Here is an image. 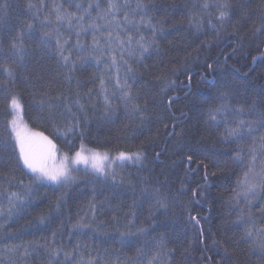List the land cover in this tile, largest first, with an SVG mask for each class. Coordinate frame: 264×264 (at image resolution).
Segmentation results:
<instances>
[{"label":"trees","instance_id":"trees-1","mask_svg":"<svg viewBox=\"0 0 264 264\" xmlns=\"http://www.w3.org/2000/svg\"><path fill=\"white\" fill-rule=\"evenodd\" d=\"M204 2L142 0L148 6L145 20L150 18L156 27L159 49H150L142 62L136 55L124 56L136 74L135 80L129 79L128 83L132 85L133 96L141 97V103L146 92L158 91L161 85L157 77L177 81L176 92L169 95L181 97L173 110L179 109L177 116L180 111L186 113L176 129L177 133L183 130L186 135L182 139L178 136L169 139L165 155L157 160L155 152L166 146L163 123L171 131L172 120L166 118L161 123L153 113L141 124L128 112L116 87L117 76L123 82L126 68L121 67L119 51L113 53L117 57L116 66H112L108 53L95 54L100 63L89 57L88 51L82 54L87 59H77L75 32L63 25L61 31L69 41L65 48L71 50V60L76 62L74 70L69 73L71 64L57 62L54 39L47 52L34 54L44 32L57 27L41 26L46 16L55 20L57 7L80 14L76 5L87 7L89 3H100L103 8L107 0H0V49L9 52L11 43L24 33L23 45L30 53L22 67L12 65L14 77L0 72V156L5 160L0 163V264H48L45 248L61 250L57 257L61 264L77 261L79 264H264V252L258 247L264 240L258 232L264 228V189H258L255 197L245 198L240 184L251 165L252 139L245 134L242 139L224 140L226 124L221 118L223 115L227 126L235 127L241 120L257 119V114L249 111L253 103L258 111H264L261 103L264 34L256 32L258 28L264 30V0H230L234 11L222 27L217 24L219 38L207 27L208 19L217 23L215 18L219 13L214 6L200 7ZM214 2L208 0L209 4ZM130 3L135 8L137 0ZM29 4L35 7L29 8ZM96 11L92 9L93 16ZM135 19L139 20L140 16ZM198 22L204 24L199 31ZM140 32L146 37L152 35L146 25ZM80 40L86 46L91 45V30L82 34ZM201 41L212 46L197 53ZM206 59L213 69H206ZM10 63L0 54V64ZM185 67H190L193 73L190 81L184 74ZM69 75L70 80L66 79ZM202 76L205 78L201 79ZM101 77L107 91L101 90ZM221 88L227 93L224 100L217 96ZM77 93L86 106L87 118L73 105L80 126L65 136L63 129L68 114L64 110V97L74 101ZM12 95L21 99L25 123L31 130L47 136L62 154L74 155L79 150L83 132V143L88 149L110 154L140 150L147 159L142 164H126L116 174L115 181L110 176L81 171L68 185L33 182L22 163L16 165L18 150L12 152L13 142L7 127L13 116ZM105 95L111 102V112H106ZM41 100L53 106V120L47 119V108L41 114ZM222 103L228 106L227 112L217 116L219 124L215 125L208 112ZM241 108L244 111L240 114L233 111ZM60 112H64L63 117ZM253 135L257 140V159L252 166L262 170L260 133ZM177 140L185 145V151H179ZM68 141H72L71 145ZM4 142L7 147L3 146ZM189 151L193 155L191 164L185 159ZM201 160L208 165L207 169L200 164ZM156 189L167 197V210L155 207ZM193 190L203 191L205 196L193 197ZM12 193L22 195L23 200L16 201ZM177 193L179 197L174 199ZM10 199L16 204L11 213ZM186 208L192 215L203 217L200 226L189 222ZM241 215L245 219L251 215L257 230V238L249 243L244 242V228L252 225H239ZM41 216L45 217L43 222ZM77 224L83 227L73 228ZM224 248L228 249L227 257ZM65 253H70L68 260Z\"/></svg>","mask_w":264,"mask_h":264},{"label":"snow or ice","instance_id":"snow-or-ice-1","mask_svg":"<svg viewBox=\"0 0 264 264\" xmlns=\"http://www.w3.org/2000/svg\"><path fill=\"white\" fill-rule=\"evenodd\" d=\"M199 6L204 9L214 6L217 9L219 13L215 18L217 23H213L212 19H208L207 27L210 31L216 33L217 38H219L220 29L218 28L217 24L222 27L225 21L231 18L232 12L234 11L230 0H215L214 4H209L208 0H205V2ZM34 7L35 5L29 4V8ZM147 7V5L142 3V0H137L135 8L132 7L130 0H107V4L103 8L101 7L100 3H89L87 7L78 4L76 5V8L80 14L75 12L61 11L60 8L57 7L55 20H50L46 16L44 17V21L41 25L42 27L57 25V27L52 28L50 32H44L34 54L40 55L42 52H47L54 39V51L58 57L57 62H62L65 66L71 64L72 67L69 68V73H71L74 70L76 62L71 60V50L65 48V45H67L69 41L68 38H64V33L61 31L60 26L63 25H66L68 29L75 32L77 39L74 47L77 50V59H87L88 57H85L82 54L85 51H88L89 57L96 59L97 63H100L99 58L95 54L99 53L100 55H103L104 53H108L110 55L112 66H116L117 57L113 53L119 51L121 67L126 66V68L123 82H121L120 77L117 76L116 87L120 92V98L124 102L125 108L132 116L138 118L141 124L147 121L153 113L156 114L157 120L161 123H163L166 118H170L172 120L171 131H169V125L167 123H163L165 130L164 141L166 143L172 137L178 136L180 139H182L186 135L183 130H181L179 133L176 132V129L180 127L181 121L186 118V113L180 111L179 116H177L176 112L179 111V109L175 111L173 110L174 106L181 99V97L176 94L169 95V93L176 92L177 81L157 77V81L161 85L158 91L149 90L146 92L141 103V97L139 94H137L135 97L133 96L132 85L128 83L129 79L135 80L136 74L133 72L128 60L124 59L125 54L129 57L136 55L138 61L142 62L144 55L148 53L150 49H159V45L156 42V27L151 24L150 18L145 20ZM93 8L98 10L96 11L95 16L92 14ZM138 15L140 16L139 20L135 19V17ZM98 21H103V23H98ZM145 25L152 30L151 37H146L145 35L141 34L140 28ZM31 27L32 25L29 24L28 28L30 29ZM196 27L198 31L202 29L204 27L203 22H198ZM89 30L92 32V44L86 46L81 42L80 36L82 34H86ZM256 32L264 34V30L260 28L256 29ZM98 33L99 35H97ZM233 36H235V33H233ZM23 37L24 33H21L16 38V40L11 43L9 52H4L3 49H0V54H2L6 60L11 61L10 64H0V72L6 73L10 78L14 77L15 73V68L12 65H15L16 67H22L25 57L30 55L28 50L25 49L23 45ZM101 40H103V44L101 43ZM211 46L212 45L210 42L201 41L195 51L198 53L203 48H211ZM188 55L191 56L192 54L189 53ZM253 59L255 60L257 58L254 57ZM226 61L227 57H225V62ZM205 67L206 69L211 70L213 69V64L208 63L206 59ZM117 71H119V69H117ZM184 74L190 81L193 75L191 68L185 67ZM204 78V76L201 77V79ZM66 79L70 80L71 76H67ZM104 85L105 80L103 77H101V90L107 91ZM90 91L91 90H89V92ZM114 94L115 93H113V95ZM87 95H89V93H85V96ZM217 96L218 99L224 100L227 97V93L223 90V88H221L218 90ZM56 99L60 100V97H57ZM104 100L106 112H111V102L109 101L107 95H105ZM64 101V110L67 112L68 117L66 119L65 128L63 129V134L67 136L71 133H74L80 126V117L72 111V106L75 105L77 110L84 114L85 119L87 118V110L85 104L81 103L79 93H77V98L74 101L69 102L68 97H64ZM261 103L264 104V100H261ZM10 108L13 116L12 119L8 121L7 127L9 129L8 135L13 142L12 152L16 153L18 150V155L15 157V162L17 166L22 163L23 167L29 170L33 182L51 183L57 186L69 184L75 180L73 172L78 170L76 165L79 164L90 167L94 173L104 176L105 178L110 176L113 181H115V167H122L126 162L142 164L143 161L147 159L144 153L140 150L135 152L120 151L118 155L111 156L107 151L101 152L95 149H88L83 143V132H81L80 136L82 142L80 144L79 150L75 151L74 155L65 153L60 159L59 164H56V145L47 136H44L43 133L30 132L24 126L21 115L23 111V105L21 99L17 95H12L10 97ZM45 108L48 109L47 119L53 120L55 117V114L52 112L53 106L48 104L46 101L41 100L39 102V110L41 114L44 113ZM227 108L228 106L222 103L215 108L209 109L208 115L213 124H219L217 116L227 112ZM150 109L152 110L151 112ZM157 109L160 111L156 112ZM233 111H235L237 114H240L244 111V109H235ZM249 111L256 113L257 119L247 122L241 120L235 127L227 126L226 117L221 115V118L225 120L226 124L225 133L223 134L224 140L233 138L242 139L245 134L252 139V146L249 147L251 165L244 173V180L240 182L244 190L245 198L248 196L255 197L258 189H264V166H262L260 173H254L252 166L255 164L257 159V149L255 147L257 140L253 133H260L259 155L264 156V111H258L255 103L252 104ZM165 113L170 114V117H166ZM59 115L63 117L64 112H60ZM245 129H247L246 133L244 131ZM56 131L61 132V129L57 128ZM71 143L72 141H68L69 145H71ZM3 146L7 147V142H4ZM176 146L179 151H185V145L180 144L179 140H177ZM166 151L167 143L164 149L155 152V158L159 160L161 156L165 155ZM237 157H240V152H237ZM185 159L189 164H191L193 155L190 151L189 154L186 155ZM4 162V157L0 156V163ZM200 164H203L205 169H207L208 165L204 164L203 160L200 161ZM262 165H264V161H262ZM183 190L184 189L182 187L181 191ZM192 194L193 197H195L197 194H199L201 197L205 196L203 191L197 192V190H193ZM12 197H14L16 201L23 200V196L18 195L17 193H12ZM178 197L179 193H177V196L174 197V199H178ZM153 198L155 199V207L157 209H168L169 205L167 202V197L164 196L159 189L155 190ZM9 202L12 207L9 208L8 211L11 213L12 209L16 207V204L11 199ZM196 202L198 203V201ZM59 203L60 202L58 201L57 208L59 207ZM185 210L188 211L189 222L194 226H200L201 219H203V217L192 215L191 210L188 208ZM262 215H264V212H262ZM44 219L45 217H40L41 222H43ZM238 224L252 225V227L244 228L243 238L245 243H249L250 241H253L257 238V230L255 229L254 221H252L251 215H249L248 219H245L241 215L238 218ZM79 227L83 226L80 224L73 225V228ZM141 231H144V229H141ZM203 232L204 230L201 228V236H203ZM258 232L261 236H264V228L259 229ZM52 235L55 237L56 233L53 232ZM161 241H163V237H161ZM213 243L215 244L216 241L213 240ZM258 247L261 252H264V240L259 243ZM44 250L48 256V264H61V261L57 259L61 250L56 248H45ZM224 255L225 257L229 255L227 248H224ZM64 256L65 260H68L70 253H65ZM76 264H79V261H77Z\"/></svg>","mask_w":264,"mask_h":264},{"label":"rangeland","instance_id":"rangeland-1","mask_svg":"<svg viewBox=\"0 0 264 264\" xmlns=\"http://www.w3.org/2000/svg\"><path fill=\"white\" fill-rule=\"evenodd\" d=\"M21 115H22V118H23V124H24V126L30 131V132H33V133H39V132H36V131H33V129L31 130V128L25 123V120H24V116H23V111H22V113H21ZM110 154V153H109ZM64 154H62V153H60L59 152V150H57V152H56V161H55V163L56 164H59V162H60V159L62 158V156H63ZM111 156H115V155H118V154H110ZM51 163V162H50ZM128 163H132V162H126L122 167H119V166H117V167H115V174H118L119 172H120V169H122L126 164H128ZM76 168L78 169L77 171L78 172H76V171H74L73 172V175H74V177H75V180L77 179V177H78V174H79V172H85V171H87V172H92V173H94L92 170H91V168L90 167H86L85 165H83V164H79V165H76ZM28 170V169H27ZM29 171V170H28ZM253 171H254V173H260L261 172V170L259 169V168H254L253 169ZM96 174V173H95ZM97 175H99V174H97ZM250 179H251V177H250ZM74 180V181H75ZM73 181V182H74ZM72 183V182H71ZM49 184H51V183H49ZM70 184V183H69ZM66 185H68V184H66ZM258 191V190H257Z\"/></svg>","mask_w":264,"mask_h":264}]
</instances>
